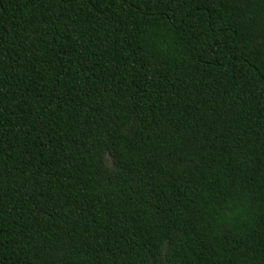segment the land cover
I'll return each mask as SVG.
<instances>
[{"label": "trees", "instance_id": "obj_1", "mask_svg": "<svg viewBox=\"0 0 264 264\" xmlns=\"http://www.w3.org/2000/svg\"><path fill=\"white\" fill-rule=\"evenodd\" d=\"M0 264H264V0H0Z\"/></svg>", "mask_w": 264, "mask_h": 264}, {"label": "clouds", "instance_id": "obj_2", "mask_svg": "<svg viewBox=\"0 0 264 264\" xmlns=\"http://www.w3.org/2000/svg\"><path fill=\"white\" fill-rule=\"evenodd\" d=\"M236 211L239 212V213H241V216H242V218H243V210L240 209V208L238 207V208L236 209Z\"/></svg>", "mask_w": 264, "mask_h": 264}]
</instances>
